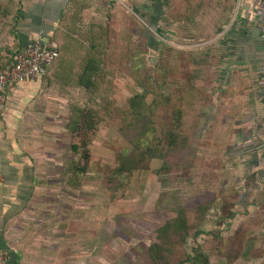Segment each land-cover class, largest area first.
<instances>
[{"label":"rangeland","instance_id":"obj_1","mask_svg":"<svg viewBox=\"0 0 264 264\" xmlns=\"http://www.w3.org/2000/svg\"><path fill=\"white\" fill-rule=\"evenodd\" d=\"M130 5L114 3L108 9L100 5L93 16L77 15L78 21L67 23L74 30L69 36L79 39L82 45H104L98 53L104 62H97L99 68L95 65L93 77L98 89L86 87L87 80L85 86L80 85L82 50L69 55L63 51L54 67L55 75L48 82L55 107L51 117L59 121L51 129L60 138L57 156L65 170L50 177L48 194L51 227H59V211L61 226L65 224L66 234H60L64 237L60 243L64 250L61 261L145 264L149 247L158 242L157 230L178 211L185 210L189 232L182 244L166 247L164 255L170 263L201 252L209 258V264H264V169L253 174L250 166L258 158L243 161L216 151V143L199 139L198 126L189 123L186 132L195 149L188 169L156 176L162 161L152 159L145 162L146 171L107 182L124 160L123 155H131L137 145L138 119H134L136 128H127L136 135L121 130L125 106L134 97L144 96L146 89L141 84L150 90L156 87L163 96L183 93L189 74L188 56L194 52L184 49L178 61L173 47L158 44L154 29ZM63 25L59 24L57 32H68L61 28ZM148 35L155 41L147 40ZM63 40L62 35L58 43ZM106 106L112 111L110 118L105 115ZM78 110L91 115L98 112L90 118L94 131H69ZM128 118L133 119L128 116L125 122ZM75 144L79 147L76 157L70 149ZM72 160L79 170L87 168L77 180H72L74 176L69 172ZM55 197H59L58 202ZM52 241V247L57 248V239Z\"/></svg>","mask_w":264,"mask_h":264},{"label":"crops","instance_id":"obj_2","mask_svg":"<svg viewBox=\"0 0 264 264\" xmlns=\"http://www.w3.org/2000/svg\"><path fill=\"white\" fill-rule=\"evenodd\" d=\"M74 3L81 8L79 14L89 16L100 5L108 9L114 3H131L154 29L156 42L173 47L178 61L185 50H203L208 63L206 99L197 122L199 139L216 143L215 150L223 155L243 161L258 158L250 166L253 174L264 169L260 148L264 90L257 86L264 68L260 39L264 0H0V65L10 63L41 32L49 43L66 15L79 12ZM4 96L0 110L2 251L7 264H64L60 234L65 236V224L61 226L59 211V227H51L48 199L50 177L65 172L57 156L60 138L51 129L59 123L51 117L52 88L39 79L9 85ZM54 238L57 248L52 247Z\"/></svg>","mask_w":264,"mask_h":264},{"label":"trees","instance_id":"obj_3","mask_svg":"<svg viewBox=\"0 0 264 264\" xmlns=\"http://www.w3.org/2000/svg\"><path fill=\"white\" fill-rule=\"evenodd\" d=\"M79 7L80 6L74 3L73 9L75 11L79 10V12H76L73 16H66L62 21L64 25L61 28L64 30L66 29L68 32L56 31L50 39L49 44L54 45L57 49L58 56L55 62L47 68L45 76L41 79L45 82H49L51 75H55L53 70L57 61L61 58L63 51L69 55L73 54L71 51L82 50L84 51V56L81 59L82 74L79 77L80 85L83 86L84 81L87 80L88 85L86 87L93 86L94 89H98V84L96 80L93 82V77H95L94 73L96 72L95 65L98 67L97 62L101 64L104 62V60L100 58V55H98L104 45L102 46L99 43H92L88 46L82 45L79 39L77 40L69 36V33H74V30H72L73 28L71 25H67V23L78 21L76 16L79 15L78 17H80V15H83L82 13L79 14L81 11ZM57 33H59L60 36H64L62 44L58 43V38L60 36L57 37ZM88 35L91 37L93 34L90 32ZM146 39L152 42L155 41L151 35H148ZM149 46L147 50L150 51ZM109 47L110 45L108 44L105 51H103L106 52ZM204 54L202 50L192 52L188 56L187 68L189 74L187 85L183 93L172 92L163 96L162 93H157L156 87L150 90L147 88L148 86L141 84L146 89L144 90V96L138 95L134 97L125 106L123 113H121L124 119L121 124V130L127 132L131 136L136 135V133L132 134L127 128L131 125L135 127L136 122L134 119L139 120H136L139 122V124H137L139 126V130L137 131L139 137L137 136L135 138V141L137 140V145L135 149H133L134 152L131 155H123L124 160H122V158L119 165L110 173L107 179L108 183L111 184L114 178L117 179L122 175H129L135 171H146L147 168L144 164L152 159H159L162 161L161 168L155 172L156 176L161 173L169 174L172 171L179 172V170L188 169L191 166L195 158V149L191 147L190 139L186 135V132L190 124L194 128L197 127V122L203 115L200 104H204L206 99L204 90L207 81L206 63H208L207 59H204ZM105 108L107 109L105 115H108V118H110L112 111L107 108V106ZM97 114L98 112L91 115V113L87 114L85 111L78 110L77 119L73 117L74 119L69 123V131L73 134H78L80 129H84L86 132L94 131L95 124L93 119L91 121L90 118L96 117ZM128 116L133 119L128 118V122H125V118ZM79 120H81V122H79ZM200 130L201 128L199 129V133ZM70 149L74 157H76L79 153V147L75 144L72 145ZM262 152H264V150ZM70 163L69 172L74 176L72 180L75 178L77 180L78 176L86 173V167L80 168L81 170H79L78 163H75L74 160ZM176 215V217L169 219L157 230L158 242L149 247V260L145 262V264H172L164 255L166 247L182 244L186 240L189 232V226L185 217L186 211H178ZM186 263L209 264V258L203 253L197 252L192 257H186L175 264Z\"/></svg>","mask_w":264,"mask_h":264},{"label":"built area","instance_id":"obj_4","mask_svg":"<svg viewBox=\"0 0 264 264\" xmlns=\"http://www.w3.org/2000/svg\"><path fill=\"white\" fill-rule=\"evenodd\" d=\"M260 39L264 50V26L260 30ZM57 56V49L45 42L44 33L41 32L27 49L15 54L13 61L0 65V110L5 100L4 92L9 85L41 79ZM257 86L264 90V68L257 78ZM2 181L3 177L0 176ZM0 264H7L1 245Z\"/></svg>","mask_w":264,"mask_h":264},{"label":"water","instance_id":"obj_5","mask_svg":"<svg viewBox=\"0 0 264 264\" xmlns=\"http://www.w3.org/2000/svg\"><path fill=\"white\" fill-rule=\"evenodd\" d=\"M262 150H264V144L260 147Z\"/></svg>","mask_w":264,"mask_h":264}]
</instances>
